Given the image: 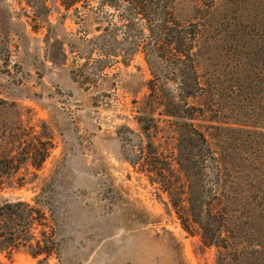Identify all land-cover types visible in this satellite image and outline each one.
Listing matches in <instances>:
<instances>
[{"label":"trees","instance_id":"16d2710c","mask_svg":"<svg viewBox=\"0 0 264 264\" xmlns=\"http://www.w3.org/2000/svg\"><path fill=\"white\" fill-rule=\"evenodd\" d=\"M24 1L27 10L19 15L31 20L33 31H46V56L54 65L67 59L58 23L51 20L58 13L59 24L65 22L61 8L86 11L85 22H96L91 52H98L95 62L103 67L119 57L128 66L132 56L144 54L152 75L147 100H159L174 143L171 158L160 152L153 110L146 105L137 116L139 154L130 163L168 195L183 228L200 238L203 249L215 250V264H264V0H201L202 15L191 24L176 18L178 0H58L59 6L55 0ZM5 3L0 0L2 35L12 25ZM16 25L27 37L26 22ZM211 45L233 56L236 47L247 50L242 57L250 62L238 60L232 79L217 82L201 64ZM16 99L0 100L6 118L0 192L37 178L54 149L46 124L29 132L22 120L10 127L9 113L20 107ZM45 192L35 205L0 201V254L9 260L25 248L34 257L49 253V242L33 233L46 222L45 211L53 217V196Z\"/></svg>","mask_w":264,"mask_h":264},{"label":"rangeland","instance_id":"374dc122","mask_svg":"<svg viewBox=\"0 0 264 264\" xmlns=\"http://www.w3.org/2000/svg\"><path fill=\"white\" fill-rule=\"evenodd\" d=\"M5 2L12 25L0 33V100L15 97L20 106L7 122L13 128L22 120L28 132L46 124L54 149L37 178L0 192V201L35 205L50 190L53 217L45 211L46 222L33 230L49 242V253L34 257L25 248L11 260L0 254L1 264H215V250L203 249L200 238L183 228L168 195L130 163L139 154L137 116L146 105L160 152L171 158L174 143L159 100H147L152 75L144 54L132 56L128 66L119 57L103 67L95 62L98 52H91L96 22H85L86 11L61 8L65 22L59 24L58 13L51 20L67 59L54 65L46 56V31H33L31 20L19 15L27 10L25 1ZM202 9L201 0H178L175 15L182 24L198 23ZM19 21L26 22L27 37L16 32ZM216 48L203 52L201 64L217 82L232 79L238 60L250 62L242 57L247 50L236 47L233 56ZM5 119L0 114L1 138Z\"/></svg>","mask_w":264,"mask_h":264}]
</instances>
